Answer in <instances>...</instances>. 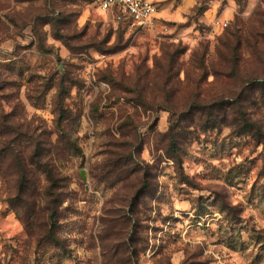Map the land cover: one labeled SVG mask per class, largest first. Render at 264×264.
Instances as JSON below:
<instances>
[{"label": "rangeland", "instance_id": "374dc122", "mask_svg": "<svg viewBox=\"0 0 264 264\" xmlns=\"http://www.w3.org/2000/svg\"><path fill=\"white\" fill-rule=\"evenodd\" d=\"M153 1L0 0V264H264V0Z\"/></svg>", "mask_w": 264, "mask_h": 264}, {"label": "built area", "instance_id": "2783aa9c", "mask_svg": "<svg viewBox=\"0 0 264 264\" xmlns=\"http://www.w3.org/2000/svg\"><path fill=\"white\" fill-rule=\"evenodd\" d=\"M102 11L115 14L116 19L129 29L150 28L157 15L153 0H98Z\"/></svg>", "mask_w": 264, "mask_h": 264}, {"label": "trees", "instance_id": "16d2710c", "mask_svg": "<svg viewBox=\"0 0 264 264\" xmlns=\"http://www.w3.org/2000/svg\"><path fill=\"white\" fill-rule=\"evenodd\" d=\"M20 187H22V181H21ZM49 219H50V218H49ZM49 233H50V231H49Z\"/></svg>", "mask_w": 264, "mask_h": 264}, {"label": "water", "instance_id": "95a60500", "mask_svg": "<svg viewBox=\"0 0 264 264\" xmlns=\"http://www.w3.org/2000/svg\"><path fill=\"white\" fill-rule=\"evenodd\" d=\"M83 178V177H82Z\"/></svg>", "mask_w": 264, "mask_h": 264}]
</instances>
